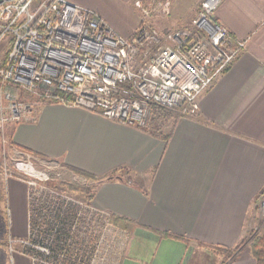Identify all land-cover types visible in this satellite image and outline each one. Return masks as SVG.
I'll use <instances>...</instances> for the list:
<instances>
[{"label":"crops","instance_id":"1","mask_svg":"<svg viewBox=\"0 0 264 264\" xmlns=\"http://www.w3.org/2000/svg\"><path fill=\"white\" fill-rule=\"evenodd\" d=\"M69 1L123 37L142 21L136 0ZM201 1L189 0L182 10L171 0L170 15L160 22L175 28L192 21ZM117 11L125 13V23ZM215 18L244 47L199 95V110L176 120L168 139L58 103H43L34 119L16 123L15 145L93 175L92 206L122 220L114 225L106 258L96 264H256L246 237L264 192V0H221ZM11 184L20 193L12 187L11 194ZM6 189L7 205L12 202L20 216L16 238H24L26 186L11 180ZM5 245L0 264H8ZM235 248L222 259L221 251L224 256Z\"/></svg>","mask_w":264,"mask_h":264},{"label":"built area","instance_id":"2","mask_svg":"<svg viewBox=\"0 0 264 264\" xmlns=\"http://www.w3.org/2000/svg\"><path fill=\"white\" fill-rule=\"evenodd\" d=\"M220 4L202 0L189 27L161 32L149 21L168 17L171 0H136L141 24L123 37L69 0H0V43L9 45L0 67V133L7 158L0 168L5 181L24 183L28 202V234L8 237L11 254L15 244L31 264H96L106 258L115 227L109 212L45 184L47 170L58 163L38 169L29 151L14 145L6 152L5 126L27 121L46 102L85 108L139 129L149 127L156 107L195 114L199 95L244 47L215 18ZM260 200L264 206V194ZM67 211L73 212L70 237L55 251L53 235Z\"/></svg>","mask_w":264,"mask_h":264},{"label":"rangeland","instance_id":"3","mask_svg":"<svg viewBox=\"0 0 264 264\" xmlns=\"http://www.w3.org/2000/svg\"><path fill=\"white\" fill-rule=\"evenodd\" d=\"M173 2L175 3L176 6H178L179 8H182V10H187V3L189 2V0H173ZM115 13L118 16V19L122 23H125V21H124L126 19L125 13L124 12H120V11H117ZM127 22H131V20H128ZM150 22H151V24L153 23L151 25L152 27L157 28L161 32H164V31H166V29H170V28H171L170 30H172V29H180V28L189 27L191 21L190 22L188 21L186 23H183L182 25L177 26L175 28L174 27H171L170 26V23L169 22L167 23L166 21H164V23H166L164 26H166V25L167 26L164 27L163 26V23L160 22V18H155L153 20H150ZM5 47H6L5 46V42L3 40L0 43V61L4 57V53L6 51V48ZM46 103H54V102H46ZM58 104H60V103H58ZM38 108L39 107L36 108V111H33V114L31 115V118L28 119L27 122L28 121H31L32 119H34L36 117ZM22 122H26V121H22ZM18 123H20V122H18ZM167 125L166 124H163L162 127H161V131H163V132L168 131L169 126H167ZM15 126H16V123H8L5 126V128H4L3 136H4V139L6 141L5 142V148H6L5 151L6 152H8V151L11 152L12 146L15 145L14 142L12 141V139H11L12 138V133H13V131L15 129ZM24 150H26V149H24ZM32 155H34V154H32ZM34 157H35L34 160H36V163H38V165H37V168L38 169H42V167L47 162H54V163L56 162L59 165V166H57L55 168H51V169L47 170L48 171V174L50 176V181L45 182V184H47L49 186H52V187H56V188H62L64 182H66V181H73V182H76L78 184H84V185H87V186H92L90 180L86 179L83 176L74 174L70 169L69 170H66L62 166V163L61 162L56 161V160H53V159H48V158H46L44 156H41V155H39V156L34 155ZM4 160H7V158L5 157V154L3 152V145H2V142H1V133H0V166L3 163ZM58 173H60V176L57 175ZM74 175H75V178L73 177ZM11 180H15V181L20 182L19 180L14 179V178L13 179H10L9 181H11ZM9 181H5V179L3 178L2 170L0 168V259L3 256L2 253L5 252V248H6V245L5 244L7 242V250H8V253H9V254L7 253V256H8V259H7L8 262L7 263L8 264H12V259H11V256H12V258L14 259L13 260L14 261L13 264H22L21 262H19V257L20 256H19V254H17V252L21 250L20 247H18L17 245L14 244L13 245V250H14L13 253L11 254V252L9 251V244H8L9 226H10L9 223L11 222L12 235L15 238L17 237V235H15V231L18 230V226H20L19 224L21 223L20 216L16 212L15 205L12 202H10V204L8 203V205H7V195H6L7 194V189H6V185H7V183ZM10 187L11 188L12 187L14 188L13 184H11ZM13 188H12V190H13ZM63 188L67 189V187H63ZM12 190L10 192L11 194H14L15 193V190H16L17 193H20L19 188H16L15 190H13V192H12ZM69 193H71L72 195L77 196L78 199H82V200H85V201L91 203V199H86V197L83 196V195H81V194L74 193L72 191H69ZM263 194H264V192L261 195H263ZM27 205H28V203H27ZM262 205L263 204L261 203V200H259L257 202V208H256V210L258 209L257 210V215H256L257 218L255 219L254 225H252L251 232L246 237V239H248L247 240V242H248V248H249V243L253 239V237L255 235L259 234L260 231L262 230V228L264 227V222H263L264 221V206H262ZM16 207H17V205H16ZM19 239H21V238H19ZM221 252H222V254H221L222 259H225L226 260L227 258H224V256H222L223 255V251H221Z\"/></svg>","mask_w":264,"mask_h":264},{"label":"trees","instance_id":"4","mask_svg":"<svg viewBox=\"0 0 264 264\" xmlns=\"http://www.w3.org/2000/svg\"><path fill=\"white\" fill-rule=\"evenodd\" d=\"M8 48H9V45L6 47L4 57L0 61V67L5 62V57H6ZM155 109L157 110V115L155 118H153L150 121L149 127L145 130H148L152 133H157L159 135L161 134V135H163L164 139H168L170 137L171 131L174 127V123L182 114L180 113L179 110H168V109L160 108V107H156ZM163 124H166V125L168 124L167 126H169V131L167 134H164V132L161 131V127ZM31 153L34 155H37L33 152H31ZM69 169L74 174L83 176L88 180L95 179V177L93 175L89 174L88 172H86L84 170H81V169H78L75 167H69ZM63 187H67V189L69 191H72L74 193H78V194L85 196L86 199H91V197H92V187L91 186H87L84 184H78V183L73 182V181H66L63 183ZM67 214H68L67 216H65V215L62 216V219L60 221H58L59 229L53 235V243H54L53 250H55V251L58 250L59 248H61L62 242H64L66 239H68V237H70L69 230L71 228L72 221H73V217H72L73 212L67 211ZM33 221H34V219H33ZM121 221L122 220L111 218V222L114 225H117L119 227L121 226ZM162 235L163 236H172V235H169L168 233H162ZM172 237L187 241V238H184V237H180V236H172ZM84 244H85L84 242L78 243V246H79L78 248L82 249L84 247ZM226 250L227 251H225L224 258H229L234 253L236 248L235 249H226ZM249 253L255 259L256 264H264V227L262 228L260 233L255 235L253 237V239L250 241Z\"/></svg>","mask_w":264,"mask_h":264}]
</instances>
